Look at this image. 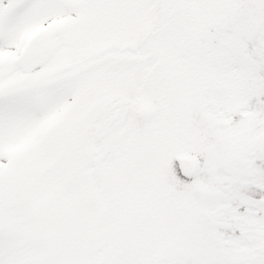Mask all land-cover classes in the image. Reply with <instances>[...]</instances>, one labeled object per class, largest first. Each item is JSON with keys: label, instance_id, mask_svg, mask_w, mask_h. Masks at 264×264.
<instances>
[{"label": "snow or ice", "instance_id": "obj_1", "mask_svg": "<svg viewBox=\"0 0 264 264\" xmlns=\"http://www.w3.org/2000/svg\"><path fill=\"white\" fill-rule=\"evenodd\" d=\"M0 264H264V0H0Z\"/></svg>", "mask_w": 264, "mask_h": 264}]
</instances>
